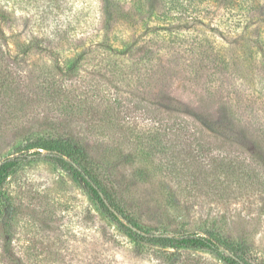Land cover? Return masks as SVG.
Wrapping results in <instances>:
<instances>
[{
	"label": "rangeland",
	"instance_id": "rangeland-1",
	"mask_svg": "<svg viewBox=\"0 0 264 264\" xmlns=\"http://www.w3.org/2000/svg\"><path fill=\"white\" fill-rule=\"evenodd\" d=\"M247 1L244 7L211 4V14L185 26L181 21L161 20L156 0H63L62 6L67 7L64 27L73 31L63 33L65 38H52L28 20L25 10L12 6L10 0H0L10 15L0 27L12 53H21L32 42L23 56L32 78L54 72L56 59L64 67L78 61L77 81L87 85L99 81L101 93L108 97L113 96L109 80L124 61L116 49L125 43L133 42L138 48L157 40L154 49L161 45L165 54L157 105L192 117L211 134L249 151L260 146L264 156V0ZM82 51L85 54L78 59ZM193 67L201 76L191 80L196 72ZM24 111L16 106L9 117L11 124L0 133V162L12 156L20 159L3 186L2 198L10 205L9 247L20 264H158L160 260L164 264H224L221 255L228 251L222 247L219 253L180 249L172 263L169 258L174 250L163 251L121 232L75 177L51 159L55 153L23 150L37 136H54L52 130L32 121L38 110ZM136 121L146 134L150 127L146 119ZM91 135V142L102 141L94 154L96 160L148 232L206 235L214 231L245 243L259 262L264 261L263 193L254 191L223 201L205 190L193 195L184 189V182L163 174L138 148L127 150V155L112 151L111 146L119 143L112 138L120 136L116 129L103 128ZM131 137L137 139L135 134ZM173 151L181 166L180 146ZM196 169L193 163L191 171ZM2 226L0 217V251L7 238Z\"/></svg>",
	"mask_w": 264,
	"mask_h": 264
},
{
	"label": "trees",
	"instance_id": "trees-1",
	"mask_svg": "<svg viewBox=\"0 0 264 264\" xmlns=\"http://www.w3.org/2000/svg\"><path fill=\"white\" fill-rule=\"evenodd\" d=\"M46 1L44 4H35L36 1L32 0H10V3L19 10H25L28 20L35 22L40 32L52 38L59 35L65 38L63 33L73 31L72 28L64 27L67 7L62 6L63 0ZM156 2L157 15L161 20H177L186 26L190 21H199L211 14V4L225 2L232 7H244L248 1ZM9 17L8 9L5 5H0V23L9 20ZM158 29L167 30L166 27ZM155 31L157 29L153 32ZM31 43L29 41L21 53H12L0 27V133L1 129L11 124L9 117L13 115L16 106L23 111L38 110L32 121L39 128L52 130L54 136H37L29 140L23 150L55 153L51 159L75 177L89 199L99 204L103 212L118 223L121 232L131 239L163 251L174 250L169 258L172 263L177 261L174 258L180 249H204L219 253L218 250L222 247L228 251V254L221 255L224 264H264V261L259 262L251 254L250 247L245 243L236 242L214 231H209L206 235L188 232L178 235L151 234L126 207V196L116 188L95 158L94 154L101 147L102 141L91 142V134L103 128L116 129L120 136L118 139L112 138L119 143L116 147L111 146L112 151L127 155V150L138 148L163 174L176 179L177 183L184 182V189H189L193 195H199L205 190L206 194L223 201L238 199L254 191L264 194L262 147L256 146L249 151L237 142L211 134L196 119L166 111L157 105L160 100L158 94L161 92L158 86L161 79L159 71L162 70L161 62L165 55L161 52V45L154 49L153 44H157V40L146 41L138 48L133 47V42L125 43L122 49H116L124 61L121 69L109 80L113 83L111 97L101 93L99 81L93 85L77 81L78 61L64 67L56 59L58 63L54 72L45 73L41 77L36 74L32 78L34 74L24 64V57L32 48ZM38 46L40 48V44ZM48 49L53 52L51 48ZM84 54L85 51H82L78 59ZM193 68L196 74L191 80L201 76L198 74L199 69ZM137 118L146 119L150 125L146 134L141 133L143 128L136 121ZM132 134L137 139L131 137ZM147 137L152 140L151 144ZM179 146L183 153L181 166L176 163L173 153ZM19 161V157L12 156L0 162V217H3V232L7 235L0 251V264H20V259L12 254L9 247L11 230L7 212L10 205L6 199H2L3 186ZM193 163L197 166L195 172L191 171ZM158 264L164 262L160 260Z\"/></svg>",
	"mask_w": 264,
	"mask_h": 264
}]
</instances>
